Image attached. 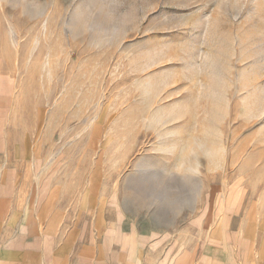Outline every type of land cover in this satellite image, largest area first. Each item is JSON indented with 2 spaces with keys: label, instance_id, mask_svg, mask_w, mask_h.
Here are the masks:
<instances>
[{
  "label": "rangeland",
  "instance_id": "rangeland-1",
  "mask_svg": "<svg viewBox=\"0 0 264 264\" xmlns=\"http://www.w3.org/2000/svg\"><path fill=\"white\" fill-rule=\"evenodd\" d=\"M0 145L59 238L264 264V0H0Z\"/></svg>",
  "mask_w": 264,
  "mask_h": 264
},
{
  "label": "crops",
  "instance_id": "crops-1",
  "mask_svg": "<svg viewBox=\"0 0 264 264\" xmlns=\"http://www.w3.org/2000/svg\"><path fill=\"white\" fill-rule=\"evenodd\" d=\"M13 153L0 145V264H192L170 233L127 232L105 213L103 225L87 227L80 239L47 232L32 210V193L19 184ZM203 251L197 264H249L241 257L224 263Z\"/></svg>",
  "mask_w": 264,
  "mask_h": 264
}]
</instances>
